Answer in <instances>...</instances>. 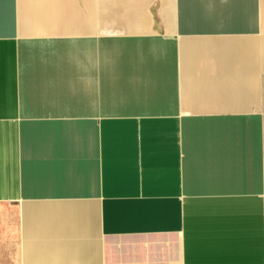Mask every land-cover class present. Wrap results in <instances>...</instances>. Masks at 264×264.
I'll list each match as a JSON object with an SVG mask.
<instances>
[{"label": "crops", "instance_id": "0c3cea01", "mask_svg": "<svg viewBox=\"0 0 264 264\" xmlns=\"http://www.w3.org/2000/svg\"><path fill=\"white\" fill-rule=\"evenodd\" d=\"M54 1L0 0L4 264H264V0Z\"/></svg>", "mask_w": 264, "mask_h": 264}, {"label": "bare ground", "instance_id": "6f19581e", "mask_svg": "<svg viewBox=\"0 0 264 264\" xmlns=\"http://www.w3.org/2000/svg\"><path fill=\"white\" fill-rule=\"evenodd\" d=\"M31 2L33 1V0H30ZM30 3V2H29ZM54 5H55V1L54 0H39L38 1V3L36 4V6H32V4L30 3V9H33V8H38L39 10H44L45 9V11H46V19H50V18H52V13L51 12H47V11H49V10H53V7H54ZM44 8V9H43ZM31 13H33V12H31ZM102 17V16H101ZM105 18V17H104ZM107 19H108V16H107ZM107 19H104V20H107ZM28 20H33V18L30 16L29 18H28ZM101 21V20H100ZM108 21V20H107ZM116 20H114L113 22H115ZM105 23H106V21H105ZM102 25V24H101ZM106 25V24H105ZM117 25V24H116ZM116 25H114V26H116ZM109 27V26H108ZM107 26H106V28H108ZM117 27V26H116ZM101 28V27H100ZM110 29V28H109ZM108 30V29H107ZM109 31V30H108ZM111 55L108 57V59L106 60V63H107V68H108V71L107 72H109L110 74L112 73V75H110L111 76V78L112 79H114L115 78V75H114V71H115V68H114V64H115V62H116V57L114 56V54H112V53H110ZM128 56V55H127ZM124 57H126V56H123V58ZM123 69L125 68V61H123V65L121 66ZM70 68L72 69L71 70V74L72 73H74V74H83V71H84V69L82 68V65H72V66H70ZM113 71V72H112Z\"/></svg>", "mask_w": 264, "mask_h": 264}, {"label": "rangeland", "instance_id": "374dc122", "mask_svg": "<svg viewBox=\"0 0 264 264\" xmlns=\"http://www.w3.org/2000/svg\"><path fill=\"white\" fill-rule=\"evenodd\" d=\"M39 0H33L32 2L30 1V3L32 4V6H36V4L38 3ZM31 12H35V11H39L38 8H33V9H30ZM32 17V16H31ZM0 264H4L5 262V255L4 253L2 255H0Z\"/></svg>", "mask_w": 264, "mask_h": 264}]
</instances>
